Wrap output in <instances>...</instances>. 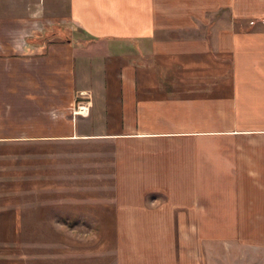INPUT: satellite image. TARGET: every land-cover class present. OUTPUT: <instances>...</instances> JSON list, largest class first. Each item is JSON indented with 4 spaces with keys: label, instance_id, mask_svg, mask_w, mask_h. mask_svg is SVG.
<instances>
[{
    "label": "crops",
    "instance_id": "obj_1",
    "mask_svg": "<svg viewBox=\"0 0 264 264\" xmlns=\"http://www.w3.org/2000/svg\"><path fill=\"white\" fill-rule=\"evenodd\" d=\"M54 138L115 146L113 264H264V0H0V147Z\"/></svg>",
    "mask_w": 264,
    "mask_h": 264
},
{
    "label": "rangeland",
    "instance_id": "obj_2",
    "mask_svg": "<svg viewBox=\"0 0 264 264\" xmlns=\"http://www.w3.org/2000/svg\"><path fill=\"white\" fill-rule=\"evenodd\" d=\"M6 84H14L7 75ZM84 106L76 101L69 108L75 124L78 114L90 113ZM114 147L109 141L64 138L1 145L5 264H113Z\"/></svg>",
    "mask_w": 264,
    "mask_h": 264
}]
</instances>
